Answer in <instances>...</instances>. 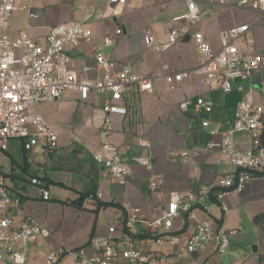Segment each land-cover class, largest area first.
<instances>
[{
    "label": "crops",
    "instance_id": "0c3cea01",
    "mask_svg": "<svg viewBox=\"0 0 264 264\" xmlns=\"http://www.w3.org/2000/svg\"><path fill=\"white\" fill-rule=\"evenodd\" d=\"M195 1L200 20L193 30L201 31L213 49L219 47L218 34L221 30L247 24L250 30L239 40V49L249 56L264 55V13L246 7L235 8L240 0H225L224 6L209 0ZM107 2L46 0L43 9L31 8L35 18L30 19L26 12L20 11L11 15L6 33L14 37L26 30L32 39L43 43L50 27L78 21L91 12L89 26L93 31L92 44L65 47L70 57L69 68L79 76L95 79L99 75L94 60L86 54L89 48L108 56L117 70L125 69L139 75L154 74L163 64L176 70L197 65L194 45L189 39L163 54L146 50L143 44L145 30H150L160 41L166 39L163 25L186 10L184 0H126L117 17L95 19L96 15L104 11ZM118 28L122 33L115 38L114 32ZM103 37H114V44L104 46ZM153 87L150 93L130 90L121 103L127 109V114L110 116L112 143L127 148L122 161L131 167V176L124 183L111 179L106 170L92 159L93 151L99 146L98 131L92 125L93 112L109 100L108 95L97 96L89 102H78L75 93L65 92L55 101L36 106L35 112L57 133L56 149L52 153L46 154L42 145L25 150L21 139L9 140L6 150L0 151L8 160L6 165H0L8 193L20 200L18 209L9 207L6 214L14 219L16 226L24 214H29L50 230L54 237L48 241L41 239L47 251L62 243L58 238L61 221L71 215L78 216L84 210L90 216L86 225L89 239L92 235L105 233L106 219L108 224H114L124 215L122 204L139 208L143 215L154 218L165 208L170 192L185 195L203 187L217 189L226 162L215 152L205 149L210 139L209 131L218 133L215 137L217 140L221 132L231 127L236 105L249 88L255 90L257 102H264V71L252 73L245 80L231 81L230 93L209 91L201 88L196 81H185L175 91H169L161 80L156 81ZM197 98L210 102L212 111H196L194 106ZM184 101L190 102L185 112L180 109ZM203 119L209 121L208 128L201 127ZM139 138L148 141L150 146L141 147ZM13 140L21 142V154L17 157L8 147ZM235 143L239 149H249V135H236ZM184 151L189 152V155L181 157ZM137 157L148 159L151 169L133 163L132 159ZM152 177H159L163 181L162 187L156 192L149 188V179ZM24 184L31 189L28 190ZM42 190L49 193L46 201L41 198ZM96 194H100L101 198H89ZM79 197H84L82 206H72L71 202ZM226 201L232 209L237 208L239 202L261 206L259 212H251L253 221L255 216L264 214V179L247 183L242 193H232ZM182 202L185 203V199ZM97 203L111 206L100 208L95 215L93 211ZM205 205L208 207L207 215L223 224L227 214H222L212 197L205 201ZM191 206L195 208L194 204ZM195 212L204 216L197 210ZM51 216L55 217V222ZM175 223L174 228L180 223L182 225L179 232L191 233L193 230V223L183 210H180ZM217 257L199 253L189 263L180 264H201L203 261L204 264H216Z\"/></svg>",
    "mask_w": 264,
    "mask_h": 264
},
{
    "label": "built area",
    "instance_id": "2783aa9c",
    "mask_svg": "<svg viewBox=\"0 0 264 264\" xmlns=\"http://www.w3.org/2000/svg\"><path fill=\"white\" fill-rule=\"evenodd\" d=\"M209 1L218 6L225 5V0ZM31 2L0 0V151L6 150L9 140L21 139L25 150L42 145L46 153H52L56 149L57 133L35 112L36 106L55 101L65 92L75 93L78 102L108 95L109 100L93 112L92 125L98 131L99 146L93 151L92 159L106 170L111 179L124 183L131 176V167L122 161L127 148L112 143L110 116L127 114L121 103L130 90L150 93L154 83L161 80L169 91H175L185 81H196L209 91L230 93L231 81L245 80L252 73L264 71L263 54L249 56L238 46L239 40L250 30L249 25L221 30L219 47L215 50L201 31L193 30L200 20L196 1L184 0L186 10L163 25L166 39L160 41L150 30H145L143 44L146 50L163 54L188 37L197 55L195 67L176 70L163 64L154 74L139 75L125 69L117 70L108 56L89 48L86 54L94 60L99 75L95 79L83 78L69 68L70 57L65 47L92 44L91 12L78 21L50 27L43 43L32 39L26 30L10 37L6 33V25L13 13L24 11L28 18L36 17L31 12ZM125 3L126 0H108L104 11L95 19L117 17ZM234 7L264 13V0H240ZM121 33L120 28L116 29L115 38ZM115 38L103 37L102 44L113 45ZM255 94L253 88L245 92L236 105L231 127L221 132L217 140L218 133L209 131L210 139L205 149L215 152L226 162L217 189L203 187L185 195L170 192L165 208L154 218L146 217L139 208L122 204L124 215L109 225L103 235H92L84 246L78 248L65 247L60 243L57 248L47 251L45 264H57L63 257H69L72 264H180L189 263L199 253L224 255L229 247L228 236L235 231L226 232L221 222L210 218L205 201L212 197L214 204L226 215L228 195L240 194L247 183L264 179V102H257ZM189 105V101H184L180 109L185 112ZM194 108L198 112L210 113L212 104L197 98ZM200 125L208 128L209 121L203 119ZM238 134L249 135V149L237 147L235 136ZM138 144L150 146L143 138L138 139ZM188 155L187 151L180 154L181 157ZM132 161L146 169L152 167L146 158L137 157ZM162 184L159 177L149 179V188L153 192L160 190ZM41 198L48 200V191L42 190ZM89 198L98 199L101 195H90ZM19 204L18 198L9 195L0 173V264H27V245L35 244L39 238L48 241L54 237L29 214H24L16 226L6 210L9 207L18 209ZM191 204H194V209ZM180 210L187 212L188 220L193 223L191 233L174 230ZM196 210L204 216L197 215ZM149 242L159 250H153Z\"/></svg>",
    "mask_w": 264,
    "mask_h": 264
},
{
    "label": "rangeland",
    "instance_id": "374dc122",
    "mask_svg": "<svg viewBox=\"0 0 264 264\" xmlns=\"http://www.w3.org/2000/svg\"><path fill=\"white\" fill-rule=\"evenodd\" d=\"M46 4V0H32L31 8L43 9ZM23 12L20 11L19 13ZM8 147L16 157L21 154V142L19 140L9 142ZM7 162L6 155L0 152V165L4 166ZM24 185L28 190L31 189L26 184ZM34 201L36 200L34 199ZM227 206V216L224 218L223 229L226 232L233 230L235 234L228 236V250L224 255L216 258V264H236L237 262L245 261L246 258L248 260L245 264H264V224L259 231L258 227L253 223V215H251L253 211L259 212L261 206L240 202L235 209L229 208L228 203ZM88 217L90 218L88 212L84 210L79 212L78 216L71 215L61 221V234L58 235V238L65 247L75 248L76 246L81 247L86 244L89 234V231H87L88 226H86ZM51 219L53 222L56 221L54 216H51ZM106 220L107 222L105 221L106 223H104L107 228L111 224H108V219ZM175 222L174 224H176ZM176 228H174L175 232H179L182 228L181 223ZM255 245L258 247V251L256 254H253L251 248ZM149 246L153 250H159V247L151 242H149ZM46 253V245L39 238L34 245H27L26 263L45 264ZM57 264H72V260L69 257H63Z\"/></svg>",
    "mask_w": 264,
    "mask_h": 264
},
{
    "label": "trees",
    "instance_id": "16d2710c",
    "mask_svg": "<svg viewBox=\"0 0 264 264\" xmlns=\"http://www.w3.org/2000/svg\"><path fill=\"white\" fill-rule=\"evenodd\" d=\"M108 206H111V205H107V204H101V203H97L96 204V208L94 209L93 213L96 215L98 210L100 208H103V207H108ZM254 223L259 227V231L261 230V227L263 226L264 224V214H261V215H257L254 217L253 219Z\"/></svg>",
    "mask_w": 264,
    "mask_h": 264
},
{
    "label": "water",
    "instance_id": "95a60500",
    "mask_svg": "<svg viewBox=\"0 0 264 264\" xmlns=\"http://www.w3.org/2000/svg\"><path fill=\"white\" fill-rule=\"evenodd\" d=\"M188 39H189L188 37H185V38L182 40V43H186V42L188 41ZM83 202H84V197H79L78 199L73 200V201L71 202V205H72V206H76V207H80V206H82ZM251 251H252L253 254H256L257 251H258V247H257L256 245L253 246V247L251 248Z\"/></svg>",
    "mask_w": 264,
    "mask_h": 264
}]
</instances>
